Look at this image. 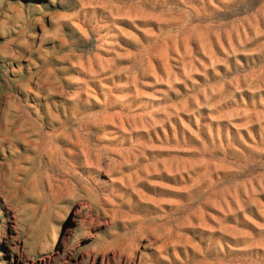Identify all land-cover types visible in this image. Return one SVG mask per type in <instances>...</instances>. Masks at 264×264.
I'll return each mask as SVG.
<instances>
[{"label": "rangeland", "instance_id": "374dc122", "mask_svg": "<svg viewBox=\"0 0 264 264\" xmlns=\"http://www.w3.org/2000/svg\"><path fill=\"white\" fill-rule=\"evenodd\" d=\"M0 264H264V0H0Z\"/></svg>", "mask_w": 264, "mask_h": 264}]
</instances>
